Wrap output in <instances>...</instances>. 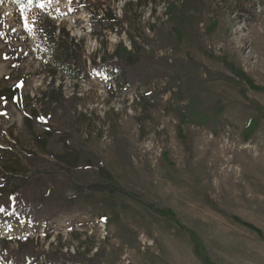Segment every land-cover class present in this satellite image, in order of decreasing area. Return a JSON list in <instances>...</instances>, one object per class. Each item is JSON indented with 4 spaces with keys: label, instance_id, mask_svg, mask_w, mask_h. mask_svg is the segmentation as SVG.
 <instances>
[{
    "label": "rangeland",
    "instance_id": "374dc122",
    "mask_svg": "<svg viewBox=\"0 0 264 264\" xmlns=\"http://www.w3.org/2000/svg\"><path fill=\"white\" fill-rule=\"evenodd\" d=\"M71 1L0 0L3 86L23 79L22 96L35 100L47 89V65L36 53L42 17L83 40L86 68L119 43L131 51V37L154 62L153 77L119 90L115 76L75 82L58 74L53 87L77 99L63 135L38 102L37 114L0 102V165L21 170L34 153L58 183L65 173L77 177L74 168L93 174L102 165L153 209L115 191L64 186L65 208L33 225L1 191L0 264H203L189 232L212 264H264V0H188L179 25L166 9L181 11L182 0H89L99 16L128 13L123 31L97 36L92 8ZM26 239L33 256L18 246Z\"/></svg>",
    "mask_w": 264,
    "mask_h": 264
},
{
    "label": "trees",
    "instance_id": "16d2710c",
    "mask_svg": "<svg viewBox=\"0 0 264 264\" xmlns=\"http://www.w3.org/2000/svg\"><path fill=\"white\" fill-rule=\"evenodd\" d=\"M88 2V3H87ZM79 0L78 4L81 7L92 8L93 11H88L89 25L91 27V34L97 36L103 30L112 31L114 26L117 27L118 32L123 31L122 24L126 21L128 23V13L124 12L123 17L118 19L111 11H104L102 16L96 14L94 5L89 0ZM191 1H181V11H176L173 3H169L166 9V15L173 22L174 25H179L184 19L183 10H189ZM96 9H99V4ZM129 3L128 5H130ZM190 4V5H188ZM70 7L74 6V1L70 3ZM125 8V7H124ZM125 20V21H124ZM184 21V20H183ZM189 22V20H186ZM36 37L38 39L36 53L41 60L47 65V74L49 81L47 89L40 95L39 99L30 98L29 95L22 96L18 84H24V80L16 81L12 86H3L0 81V102L9 103L17 110L21 107H28L30 114H37L35 109L31 108L34 101L38 102L41 110L50 112V117L60 129L54 127L59 134H65V125L70 124V114L77 102L76 97H64L59 86L54 88L55 78L58 74L62 75L69 81L81 82L89 77H94L102 81H107L115 76V83L119 90H124L137 83L138 85L145 84L153 77L154 62L144 55V51L136 42L129 37L131 44V51H128L122 43L115 48L111 54H103L96 62L95 57L90 60L89 66L86 68L83 57V40H76L70 37L69 33L60 24L56 26V22L52 18L42 17L36 22L35 29ZM142 58V59H140ZM232 70V68H231ZM237 77L243 80V75L239 71L233 72ZM122 80V81H121ZM250 84V82H249ZM251 88L257 90L250 84ZM243 93V92H242ZM142 101L145 97H140ZM263 112V111H262ZM264 113V112H263ZM2 115L0 113V120ZM26 122L29 119H25ZM251 123H249L250 127ZM1 130V128H0ZM47 134H52L49 130ZM17 170L11 166L0 165V194L5 192L4 196L9 198H16L13 204L9 205L10 210L16 215L25 216V221L29 224L36 225L41 220H46L52 217L57 211L65 208L67 198H63L61 189L64 186L71 187L75 191L87 189L89 191L103 192L106 190L115 191L123 195H127L139 202L142 205L153 209L149 204L142 201L141 198L134 194L125 193L124 190L118 186L111 175L99 165L93 174H88V169L74 168L73 171L78 176L73 177L69 173H65L66 183H58L53 180V175L56 170L48 165V161L34 153H28L23 167ZM47 174L51 177L39 178L37 182L33 177L36 174ZM44 188V191L41 189ZM159 216L171 220L173 217L169 210L155 211ZM22 216V217H23ZM189 238L193 243V248L196 256L203 264H212L206 255L197 236L189 232ZM18 246L22 253L27 256H33V248L29 239L18 242ZM48 256V255H46ZM49 257V256H48ZM49 260V258H48Z\"/></svg>",
    "mask_w": 264,
    "mask_h": 264
},
{
    "label": "snow or ice",
    "instance_id": "6c2138e0",
    "mask_svg": "<svg viewBox=\"0 0 264 264\" xmlns=\"http://www.w3.org/2000/svg\"><path fill=\"white\" fill-rule=\"evenodd\" d=\"M29 3H31V0H29ZM41 8L42 7H44V5L43 4H41V5H39ZM26 27H27V23H26V25H25ZM30 30V29H29Z\"/></svg>",
    "mask_w": 264,
    "mask_h": 264
},
{
    "label": "built area",
    "instance_id": "2783aa9c",
    "mask_svg": "<svg viewBox=\"0 0 264 264\" xmlns=\"http://www.w3.org/2000/svg\"><path fill=\"white\" fill-rule=\"evenodd\" d=\"M102 224H103V227H102V228H103V230H104L105 226H104V220H103V219H102Z\"/></svg>",
    "mask_w": 264,
    "mask_h": 264
}]
</instances>
